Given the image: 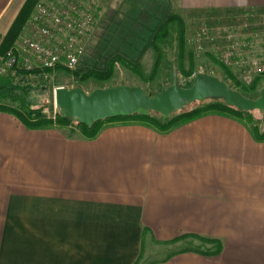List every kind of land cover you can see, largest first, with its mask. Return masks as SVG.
<instances>
[{"label":"crops","instance_id":"0c3cea01","mask_svg":"<svg viewBox=\"0 0 264 264\" xmlns=\"http://www.w3.org/2000/svg\"><path fill=\"white\" fill-rule=\"evenodd\" d=\"M24 1L0 0V38ZM175 1L264 11V0ZM187 238L202 245L153 257ZM0 264H264V140L222 114L166 132L106 122L89 139L0 111Z\"/></svg>","mask_w":264,"mask_h":264},{"label":"rangeland","instance_id":"374dc122","mask_svg":"<svg viewBox=\"0 0 264 264\" xmlns=\"http://www.w3.org/2000/svg\"><path fill=\"white\" fill-rule=\"evenodd\" d=\"M88 3L92 9L93 23L86 36V54L79 59L75 68L79 74L75 75L74 71L61 67L56 68L45 80L26 79L22 75L13 79L19 87L31 89V97H34L35 102L46 107V116L54 109L53 90L60 86L68 89L78 87L89 93L95 88L125 84L139 86L145 92L154 94L171 85L174 77L179 86L185 87L200 72L219 77L235 88L233 90L250 99L256 98L259 89L264 86V71L255 73L251 69L252 62L258 66L264 64V25L254 16H248L249 21L243 16L247 11L180 9L175 0H88ZM169 13L177 14L183 20V50L180 52V29L175 27L170 36L159 42V54L154 53L151 48L153 35ZM227 27L236 45L241 41H249L247 45L240 44L236 48L235 56L240 62L229 67L221 64L218 58L227 45L222 38ZM203 29L207 30V35L200 37V43H197L195 39L198 34L201 36ZM157 55H160V59L155 63ZM117 58L123 61L119 62ZM88 69L102 72L111 70V76L105 81L93 77L81 79L80 75ZM227 71L234 79L227 76ZM5 73L0 62V75ZM236 82L244 86L238 87ZM251 83L253 87L247 89ZM209 102L208 99L194 102L182 110L204 106ZM152 114L160 118V115ZM241 118L246 124V118ZM251 118L256 132L262 133L264 111H252ZM182 241L179 246H171L170 249L154 245L153 257L202 245L192 238Z\"/></svg>","mask_w":264,"mask_h":264},{"label":"built area","instance_id":"2783aa9c","mask_svg":"<svg viewBox=\"0 0 264 264\" xmlns=\"http://www.w3.org/2000/svg\"><path fill=\"white\" fill-rule=\"evenodd\" d=\"M243 16L248 20V16L257 17L264 25V11H247ZM92 23L93 13L88 0H37L21 34L0 58L1 65L13 79L20 75L18 71L24 73V78L35 80L48 79L56 68L74 71L79 59L86 54V36ZM206 35L207 30L203 29L195 41L200 43V37ZM222 38L227 45L218 56L221 64L229 67L239 63L236 48L249 41L236 45L229 27ZM252 64L255 73L264 71V64ZM57 109L54 105L48 117L55 119Z\"/></svg>","mask_w":264,"mask_h":264},{"label":"trees","instance_id":"16d2710c","mask_svg":"<svg viewBox=\"0 0 264 264\" xmlns=\"http://www.w3.org/2000/svg\"><path fill=\"white\" fill-rule=\"evenodd\" d=\"M37 0H25L23 5L21 6L19 12L17 13L15 19L13 20L11 26L1 37L0 42V55H5L6 51L12 46L14 41L19 37L21 34L24 25L29 18L34 4ZM178 27L180 29V33L178 35V40L180 44V52L183 50L184 42H183V20L182 18L174 13L167 14L159 24L155 34L153 35L151 41V48L153 49L154 53L159 54V42L162 41L163 38H167L172 34V30ZM160 59V55H157V59L155 63H158ZM119 62L123 61L121 58H117ZM75 75H78L79 72L74 70ZM17 74H24L22 71H18ZM227 76L230 79H234L232 74L227 71ZM111 76V70H107L106 72L96 71L93 69H88L84 73L80 75L81 79L87 77H93L99 81L108 80ZM254 82V81H253ZM252 85L247 88L251 89ZM238 87H243L244 85L236 82ZM190 86V83H187L185 87ZM230 86V85H229ZM233 88L232 86H230ZM235 89V88H233ZM147 93V92H146ZM210 102L204 106H199L189 110H182L183 107L178 110L177 112L171 114L166 119H163L161 116L160 118H156L153 116L151 112L147 116H142L138 113V111L132 113L126 117H115V118H108L104 120L95 121L92 126H86L83 124H79L76 121H68L66 120L61 112L58 110L55 119H51L50 117L46 116L44 110L46 107L43 105H38L34 97H31V89L29 87H19L18 83L13 82V78L9 75V73H5L0 75V111L12 114L15 116L24 126L31 129H44L50 127H62L74 124L80 128L83 136L86 138H94L98 133L99 129L104 123L109 122H134L138 124H143L159 132H166L176 126H179L183 123L191 121L197 117H200L205 114H222L231 117H235L237 119H243L242 116L246 118V124L248 125L251 133L258 141L264 140V131L259 134L256 132V127H253V121L251 118L252 111H243L238 110L235 107L227 105L224 103L222 99L219 98H212L208 99ZM156 114V113H154ZM159 115V114H157ZM211 241V240H208ZM219 246L215 247L214 250H207L202 251L201 253L204 254H216L219 252Z\"/></svg>","mask_w":264,"mask_h":264},{"label":"water","instance_id":"95a60500","mask_svg":"<svg viewBox=\"0 0 264 264\" xmlns=\"http://www.w3.org/2000/svg\"><path fill=\"white\" fill-rule=\"evenodd\" d=\"M212 98L222 99L238 110L264 111V86L256 98L250 99L207 72L195 74L188 87L179 86L174 77L171 85L154 94L146 93L139 86L125 84L95 88L89 93L78 87L60 86L53 90L54 105L62 116L86 126L99 120L126 117L136 111L142 116L154 112L166 119L186 105Z\"/></svg>","mask_w":264,"mask_h":264}]
</instances>
